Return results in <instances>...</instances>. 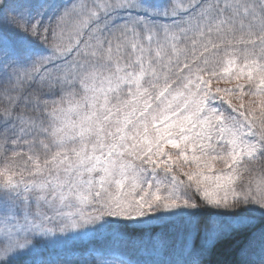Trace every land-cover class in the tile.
<instances>
[{"label":"snow or ice","instance_id":"snow-or-ice-1","mask_svg":"<svg viewBox=\"0 0 264 264\" xmlns=\"http://www.w3.org/2000/svg\"><path fill=\"white\" fill-rule=\"evenodd\" d=\"M264 264V0H0V264Z\"/></svg>","mask_w":264,"mask_h":264},{"label":"trees","instance_id":"trees-1","mask_svg":"<svg viewBox=\"0 0 264 264\" xmlns=\"http://www.w3.org/2000/svg\"><path fill=\"white\" fill-rule=\"evenodd\" d=\"M241 243V241L238 239L235 242H233L230 246L222 247L221 249H218L217 252L214 254L213 259L217 260L218 257L222 259L224 262H229L236 258V252L238 249V245Z\"/></svg>","mask_w":264,"mask_h":264},{"label":"rangeland","instance_id":"rangeland-1","mask_svg":"<svg viewBox=\"0 0 264 264\" xmlns=\"http://www.w3.org/2000/svg\"><path fill=\"white\" fill-rule=\"evenodd\" d=\"M217 260H219V261H223L222 259H220L219 257H218V259ZM224 262V261H223ZM225 264H227V262H225Z\"/></svg>","mask_w":264,"mask_h":264}]
</instances>
